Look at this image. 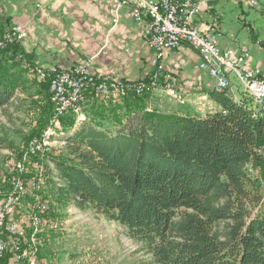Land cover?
<instances>
[{
    "label": "trees",
    "instance_id": "16d2710c",
    "mask_svg": "<svg viewBox=\"0 0 264 264\" xmlns=\"http://www.w3.org/2000/svg\"><path fill=\"white\" fill-rule=\"evenodd\" d=\"M11 27L0 12V38ZM19 54L34 62L21 41L0 49V110L35 83L46 125L49 80ZM207 93L222 110H147V93L89 100L84 120L65 113L52 156L56 202L124 225L140 244L138 264H264V111L244 91L240 99L230 88Z\"/></svg>",
    "mask_w": 264,
    "mask_h": 264
},
{
    "label": "crops",
    "instance_id": "0c3cea01",
    "mask_svg": "<svg viewBox=\"0 0 264 264\" xmlns=\"http://www.w3.org/2000/svg\"><path fill=\"white\" fill-rule=\"evenodd\" d=\"M134 1L119 8L117 20L113 0H0V12L10 26H24V50L43 68H71L92 58L99 77L145 79L155 70L154 50L144 38L147 21L133 16ZM197 1L200 11L192 19L201 33L215 35L222 49L239 53L248 48L246 63L264 72V0ZM164 61L181 101L169 98L162 87L146 99L151 110L191 116L222 110L207 93L216 80L200 67L195 49L184 44L166 50ZM233 78L229 75L231 90L240 99L242 91L238 94ZM116 100L121 97L111 102Z\"/></svg>",
    "mask_w": 264,
    "mask_h": 264
},
{
    "label": "rangeland",
    "instance_id": "374dc122",
    "mask_svg": "<svg viewBox=\"0 0 264 264\" xmlns=\"http://www.w3.org/2000/svg\"><path fill=\"white\" fill-rule=\"evenodd\" d=\"M0 40H6V36ZM31 78L32 74L29 75ZM174 85L176 97L168 92L165 84L164 88L169 98L179 99L175 82ZM237 85L240 94L243 88L238 82ZM38 90L35 83H28L17 92L10 105L0 110V130L5 140L0 144V203L15 192L13 180L19 177L6 170V162L11 168H18L21 158V165L26 170L21 175L25 192H16L14 212L5 220V225L15 223L21 227L23 234L13 235L5 225L0 227V237L8 246L0 264H21L16 259L17 254L30 246L37 250V258L42 264H138L142 257L140 244L127 235L124 225L90 208L61 206L56 202L58 179L52 156L60 152L63 135L61 123H56L53 128H49L50 122L42 125L43 102L39 101L42 94ZM72 113L77 120L86 119L85 109ZM32 137H42V147L48 150L35 155L23 154ZM15 242L20 243V249L16 250ZM8 251L11 256L4 262Z\"/></svg>",
    "mask_w": 264,
    "mask_h": 264
},
{
    "label": "built area",
    "instance_id": "2783aa9c",
    "mask_svg": "<svg viewBox=\"0 0 264 264\" xmlns=\"http://www.w3.org/2000/svg\"><path fill=\"white\" fill-rule=\"evenodd\" d=\"M112 13L116 15L119 8L129 0H113ZM244 1V0H237ZM200 11L197 0H135L133 16L137 21L146 20L147 27L144 38L154 50L152 63L154 72L145 79H117L97 76L93 70V59L80 62L71 68H43L19 54L24 65L34 72L41 81L49 80L54 115L50 120L49 128L56 123H61L60 117L67 112L85 109L89 100H106L125 96H143L152 93L159 87H165L168 92L177 96V91L170 74L166 72L164 62L165 52L169 49L179 48L187 44L195 49L200 58V67L206 69L216 80V88L231 89L229 75L240 83L243 91L252 98L254 104L264 111V72L246 63L249 57L248 48L244 47L239 53L234 49H222L215 35L201 33L193 22V16ZM27 31L21 24H14L6 34V40H0V49L13 42L23 41ZM162 79H164L163 83ZM165 84V86H164ZM147 110H151L147 107ZM48 149L42 147V137L29 141L23 154L35 155L44 153ZM6 170L16 173L13 181L15 192L0 203V227L5 225V220L14 212L16 192L24 191V180L21 175L26 171L18 159V168H11L6 162ZM36 216V215H34ZM33 216V217H34ZM5 229L13 235L23 234V229L15 223H7ZM16 250L20 243H14ZM7 241L0 237V258L7 250ZM37 250L32 247L24 249L17 254L21 264H42L37 258Z\"/></svg>",
    "mask_w": 264,
    "mask_h": 264
}]
</instances>
